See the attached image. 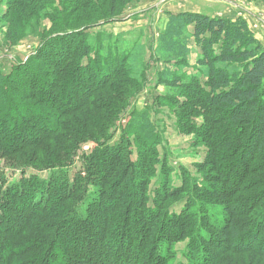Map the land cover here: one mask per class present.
<instances>
[{
  "label": "trees",
  "instance_id": "1",
  "mask_svg": "<svg viewBox=\"0 0 264 264\" xmlns=\"http://www.w3.org/2000/svg\"><path fill=\"white\" fill-rule=\"evenodd\" d=\"M133 1L0 0L3 45L38 41L0 69V159L20 173L0 174V264H264V47L240 17L170 16L150 49L160 103L207 147L200 176L170 186L162 138L128 112L149 83L142 47L102 30Z\"/></svg>",
  "mask_w": 264,
  "mask_h": 264
},
{
  "label": "rangeland",
  "instance_id": "2",
  "mask_svg": "<svg viewBox=\"0 0 264 264\" xmlns=\"http://www.w3.org/2000/svg\"><path fill=\"white\" fill-rule=\"evenodd\" d=\"M5 12V4L1 2L0 69L4 73H9L13 65L12 60L17 58V60L26 61L35 51L38 41L27 37L16 47H9L11 44L3 45L2 42H4V35L7 29H4V22L1 21V17L4 16ZM183 12L201 13L213 18H224L232 21L240 17L246 21L247 28L254 40L261 43L264 47V0H134L127 7L125 14L122 16V19L124 18L122 21L112 23L102 29L107 34L120 38L122 42L121 46H124L126 49H133L134 47L137 49L139 45L142 47V56L145 59L138 54L135 64L138 68H140L139 64L142 62L147 64L149 83H147L145 90L134 98L128 112L136 111V118L139 116L137 120L144 128L162 138L161 146L158 148L160 149V156L166 154L165 157L167 158L169 170H172L170 172L172 180L170 186L182 184L181 169L189 170L199 177L200 170L197 165L204 162L207 149L206 145L195 134H189L180 129L176 114L168 106L163 105L164 103H160L159 96L170 92L169 87H156L157 71L160 68L164 69L166 66L157 63L152 58V50L150 51V49L152 45L157 47L161 34L166 31L170 23V16ZM45 24L47 23L45 22ZM233 24L237 30L236 24ZM49 26L50 23L48 22ZM238 39L239 43L246 45V42L250 39V35H240ZM194 42L193 37L187 35L186 43L190 49L188 55L189 70L185 69V71L188 74L197 73L193 70L192 66H195L200 53ZM171 70H173V67H170ZM200 79L206 82L205 76L200 75ZM201 121L202 119L199 122ZM119 138L118 133L112 143L117 142ZM138 147L136 142L133 143L135 151L133 156L134 162L137 161ZM79 169L80 164L77 163L76 167L71 170V173L74 174ZM161 169L162 166L157 167V172L160 173ZM1 173L6 175L9 182L20 178V173L17 171L12 172L7 163L2 159H0ZM44 176H47V173ZM157 186L158 180L155 177L150 183V189L153 188L154 190ZM182 206L184 204L176 206L173 208V211L179 213ZM182 248H184V245L180 244L178 249L181 250Z\"/></svg>",
  "mask_w": 264,
  "mask_h": 264
}]
</instances>
